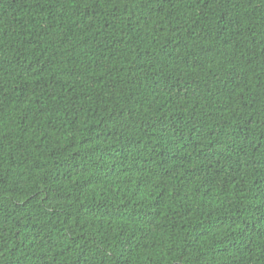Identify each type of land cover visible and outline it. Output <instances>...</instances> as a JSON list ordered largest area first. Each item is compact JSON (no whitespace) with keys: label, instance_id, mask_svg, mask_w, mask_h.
Listing matches in <instances>:
<instances>
[{"label":"trees","instance_id":"16d2710c","mask_svg":"<svg viewBox=\"0 0 264 264\" xmlns=\"http://www.w3.org/2000/svg\"><path fill=\"white\" fill-rule=\"evenodd\" d=\"M0 264H264V0H0Z\"/></svg>","mask_w":264,"mask_h":264}]
</instances>
